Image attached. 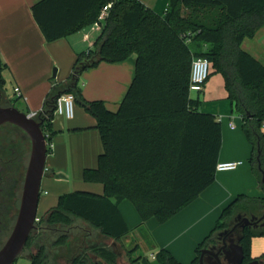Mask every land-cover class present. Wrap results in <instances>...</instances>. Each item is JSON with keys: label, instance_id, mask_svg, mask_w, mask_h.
<instances>
[{"label": "trees", "instance_id": "16d2710c", "mask_svg": "<svg viewBox=\"0 0 264 264\" xmlns=\"http://www.w3.org/2000/svg\"><path fill=\"white\" fill-rule=\"evenodd\" d=\"M110 2L113 5L101 21L102 9ZM32 11L48 41L87 25H100L94 47L78 53L68 80L51 88L37 118L45 120L44 132L49 128V153L55 134V96L72 92L97 119L104 151L98 166L86 168L83 174L84 181L101 183L103 193L79 189L61 194L29 236L27 249L36 242L30 250L31 264H58L40 230L69 228L50 245L65 248L73 223L81 219L101 235L120 241L134 230L121 212L124 200L135 206L140 225L152 217L165 223L215 181L222 124L214 113L200 108V98L191 97L196 56L210 60V76L223 75L232 111L241 116L252 145L249 162L264 190V63L242 47L246 38L264 28V0H170L163 14L141 0H39ZM133 54L135 75L117 111L103 100L83 98L75 78L79 80L84 70L101 61H124ZM5 67L0 54L1 86L6 83ZM239 214L262 216L264 197L238 195L223 209L197 253ZM258 235H264V226H248L243 231L241 244L250 256L252 239ZM75 255L74 264H93L92 255L109 264H116L118 258L106 244L81 246ZM140 258L135 256L133 263L141 264ZM157 258V264H184L165 248Z\"/></svg>", "mask_w": 264, "mask_h": 264}, {"label": "crops", "instance_id": "0c3cea01", "mask_svg": "<svg viewBox=\"0 0 264 264\" xmlns=\"http://www.w3.org/2000/svg\"><path fill=\"white\" fill-rule=\"evenodd\" d=\"M38 1L0 0V54L6 64L4 69L12 71L16 86L21 88L28 108L27 113L42 110L43 98L45 101L55 84L68 80L78 53L94 47L101 33V29L94 23L66 37L48 41L33 15L32 7ZM141 1L163 14L170 0ZM94 31H99L97 37L94 36ZM262 31L261 42L264 40V28ZM53 66L58 67L56 69L58 78L54 80L52 77L50 79ZM135 67L136 55L133 54L124 61H101L87 68L79 75L78 80L83 98L88 101L103 100L110 110L117 111L134 78ZM55 76L54 74L53 78ZM204 95L206 96L204 99L200 97V108L214 113L220 118L221 124L226 122V128L222 125L223 140L219 161L242 160L244 163L234 170L217 171L215 181L182 209L187 211L184 213V216L189 218L187 222L194 224L195 228L191 230V234L190 230L181 229L163 248L169 250L184 264H196L198 245L216 226L223 209L238 195L264 197V190L251 163H246L251 157L252 145L247 142L235 124L234 117L238 114L232 111L226 88L224 93L218 95L211 75L205 86ZM52 124L55 134L51 141L52 150L47 155L42 182L45 181L52 186L57 194V201L48 209L57 204L61 194L72 190L103 193L101 183L86 182L83 178L86 168L98 166L99 155L104 151L101 134L96 127L97 119L83 104H77L73 118L55 114ZM58 174L62 176L58 177ZM202 206L207 209H203ZM120 209L130 228L141 224L142 219L132 202L124 200ZM126 211L128 213H125ZM251 254L253 257L264 254V235L253 237Z\"/></svg>", "mask_w": 264, "mask_h": 264}, {"label": "rangeland", "instance_id": "374dc122", "mask_svg": "<svg viewBox=\"0 0 264 264\" xmlns=\"http://www.w3.org/2000/svg\"><path fill=\"white\" fill-rule=\"evenodd\" d=\"M203 11V10H201ZM94 36L97 37L99 35V31H94ZM263 31L260 29L257 34L252 38H246L242 42V47L253 54L257 59L264 63V40L260 39ZM58 69L57 66H53L51 70L52 79H57L58 74H56V78L54 73ZM4 77L6 79L4 91L6 96L11 100L13 104H15L21 111L27 112L28 108L26 106V102L24 98H18L15 93L16 80L14 79L13 73L9 69H4L3 71ZM212 83L215 86L216 93L221 95L225 92V81L224 77L221 73L212 74ZM127 91V90H126ZM201 99H204L206 96L204 92L198 94ZM44 98L42 100V103ZM228 102V101H226ZM225 102V103H226ZM77 104L82 105L81 102L75 100V113ZM227 107V103L225 104ZM228 108V107H227ZM235 124L244 134L247 142H250L245 135L243 129L242 118L239 115H235ZM223 128H226V122H223ZM49 128L46 126L45 132L48 133ZM249 162V159L246 160V163ZM42 193L39 200L38 205V215L42 216L45 214L47 209L53 205L57 201V194L52 189V186L45 181L41 184ZM73 191V190H72ZM200 202V201H198ZM204 207V206H202ZM186 208V207H185ZM204 207L203 209H205ZM207 209V208H206ZM125 211V209H124ZM134 213L136 211L133 209ZM187 211L181 210L176 215H174L171 219H169L165 223L159 222V220L155 217L148 219L142 225H137L132 233L128 235L125 239L120 241L110 240L107 237L101 235L98 229L92 227L89 223L76 219L72 225L70 230V241L67 247L59 248V247H50L51 243L60 235L62 232H66L69 228L64 226H49L46 229L40 230L39 234H43L42 241L47 243L51 257L54 258L57 255L58 264H70L71 257L75 255L79 249L86 246H90L91 244H106L111 248H115L119 257V262L117 264H122V261L125 264H131L133 262V257L140 256L141 264H157L158 258L157 256L165 247L164 245L173 240L175 234L181 229L190 230V234L192 233L195 227L192 224H189V218L184 216V213ZM125 213H128L127 211ZM129 215V214H128ZM130 219V218H129ZM142 223V222H141ZM201 225V223H199ZM38 233V232H37ZM188 237V236H187ZM189 239V238H186ZM85 241V243H84ZM1 244V243H0ZM36 242L33 243V248L35 249ZM116 245V246H115ZM2 245H0L1 248ZM30 255V250L25 249L21 255L18 257L14 264H31L28 256ZM156 256L155 258L153 256ZM96 258V257H94Z\"/></svg>", "mask_w": 264, "mask_h": 264}, {"label": "flooded vegetation", "instance_id": "af4514ba", "mask_svg": "<svg viewBox=\"0 0 264 264\" xmlns=\"http://www.w3.org/2000/svg\"><path fill=\"white\" fill-rule=\"evenodd\" d=\"M4 87L5 84L3 86L0 85V107L16 106L6 96ZM31 151L32 140L24 129L12 122H5L0 125V245L2 246L11 235L18 219ZM248 217L251 218L252 216ZM263 222L264 218L260 220L259 226ZM245 225L244 216L237 217L230 226L221 230L214 239L201 248L196 264H201V256H203L204 264H218L217 255L221 258H226L224 264H264V254L259 257H253L252 254L251 256L248 255L243 248L244 257L240 255L237 246L238 243L241 244L239 238L243 237V231L248 227ZM115 248L113 250L116 251ZM25 249H27L26 246ZM33 249V247L30 248L31 251ZM77 255L71 257L70 264H74ZM91 257L93 264H109L95 255ZM134 259L135 257H133ZM117 262H119V257ZM122 264L125 263L122 261ZM131 264L135 263L132 262Z\"/></svg>", "mask_w": 264, "mask_h": 264}, {"label": "water", "instance_id": "95a60500", "mask_svg": "<svg viewBox=\"0 0 264 264\" xmlns=\"http://www.w3.org/2000/svg\"><path fill=\"white\" fill-rule=\"evenodd\" d=\"M54 74L56 75V72ZM75 79L76 84L78 78ZM62 94L64 93L59 92L55 98H58ZM44 121L43 118L32 117L30 113L23 112L16 106L0 107V125L5 122H12L24 129L32 140V151L26 173L20 212L11 235L0 248V264H14L23 252L31 232L36 228L38 205L42 192L41 184L46 170L48 155V141L42 127ZM61 176L62 174H58V177ZM238 217H243V215L239 214ZM244 218L246 220L245 226L257 227L264 216L261 218L257 216H252L251 218L244 216ZM261 226H264V222ZM241 240L242 236L239 238V242ZM237 247L239 248L240 255L244 257V250L241 244L238 243ZM216 257L218 264L226 262V258H221L219 255ZM200 263L204 264L203 256L200 258Z\"/></svg>", "mask_w": 264, "mask_h": 264}, {"label": "built area", "instance_id": "2783aa9c", "mask_svg": "<svg viewBox=\"0 0 264 264\" xmlns=\"http://www.w3.org/2000/svg\"><path fill=\"white\" fill-rule=\"evenodd\" d=\"M113 2L106 4L99 16L101 21L105 20L110 8L112 7ZM99 28L100 25L95 23ZM212 71V64L207 57L204 56H196L193 59L192 67H191V77H190V94L193 98H200L199 93L204 92L207 81L210 78V74ZM15 93L18 98H22L21 88L16 86ZM24 98V97H23ZM55 114H64L68 118H73L75 116V95L72 92H67L62 94L57 98ZM32 117H36L39 115V111L30 112ZM220 119V118H218ZM232 126H234L232 124ZM45 133L46 139L50 137L49 133ZM51 145V143H49ZM244 162L242 160H227V161H219L217 163V171H228L237 169ZM40 220V216L37 217V221ZM156 257L155 255L153 256Z\"/></svg>", "mask_w": 264, "mask_h": 264}]
</instances>
